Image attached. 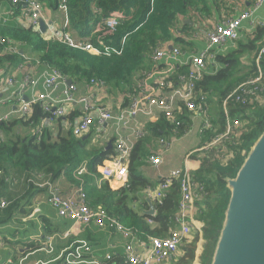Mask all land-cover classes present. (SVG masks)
Segmentation results:
<instances>
[{"label":"trees","instance_id":"obj_1","mask_svg":"<svg viewBox=\"0 0 264 264\" xmlns=\"http://www.w3.org/2000/svg\"><path fill=\"white\" fill-rule=\"evenodd\" d=\"M59 1L54 0L51 7L58 8ZM64 5L69 32L74 38L90 39L94 44L95 40L91 34L96 25L113 12L121 13L123 17L116 32L104 40L107 45L116 48H119L124 40L122 54L109 57L97 55L70 48L56 38H44L39 30L31 27H5L0 31V71L5 74L12 66L23 63V56H28L38 59L39 66L58 71L66 81L71 80L72 84L94 79L117 90L130 87L134 76L147 69L148 59L154 66L152 55L166 43L174 42L182 51H186L185 45L190 46L183 38L176 37L173 31L178 27L179 18L185 16L187 9L193 5L192 0H65ZM187 31L188 26L182 25L180 33L185 34ZM247 38L245 42H237L236 48L226 55H215L213 63L208 66L211 69H214V65L220 67L206 71L195 84L197 102L204 98L207 112L211 103H214L216 108L219 105L217 113L210 117L212 127L200 134L198 148L209 145L225 131L222 104L230 93L244 85V90L250 91L253 96L247 97L244 104L234 98H229L227 102L229 116L239 119L241 123L240 128L236 130L239 135L232 134L228 140L224 139L217 146L197 154L200 155L202 164L192 173L196 195L193 217L202 224V228L200 233L194 230L182 242L170 264H193L200 240L202 252L198 260L200 264L211 263L230 196L226 181L236 176L250 148L264 130V94L247 85L256 71L254 62L259 56L258 67L263 74L261 85L264 86V52L260 54L264 47V26L254 27ZM244 54L249 64L245 65L242 62L244 58L240 59ZM188 72V66H178L169 79L173 87H177L179 77ZM163 92L169 93L170 89L164 88ZM237 94L243 96L241 91ZM136 95L137 93L125 95L123 108H128L131 98ZM53 119L52 111H45L42 104L36 103L31 106L29 114L25 117L0 122V171L4 174L0 180V198L12 199L9 184L16 181L5 183V177L9 176L18 180L23 177L25 181H33L34 178L36 182L45 179L52 183L61 176L73 179V173L86 163L88 173L99 177L97 167L102 166V162L112 154V149L104 150V147L92 143L90 132L89 138L83 139L74 137L70 129L64 130L60 127L56 131L51 130L52 127L45 124ZM173 119L174 122H171L161 113L158 121L147 125L137 138L127 158L128 183L125 188L113 191L106 181L102 182L99 189L96 185L88 188L92 178L82 177L83 188L89 190L88 196L86 193L88 205L101 207L108 215L136 231L139 238H165L177 226L175 218L181 193L178 179H172L161 201L157 202L147 195H143L144 198L141 196V193H146L156 186L140 171V167L147 163L149 157L156 155L148 152L147 142L150 139L155 143L171 144L172 140L184 136L192 127L193 115L182 103H179L174 111ZM66 120L70 121L71 118ZM59 123L60 121L57 122ZM21 128L27 129L28 133H20ZM224 149L227 152H224ZM111 158L112 156L109 159ZM39 177L41 179L37 180ZM147 200H150L155 215L145 214L149 207ZM137 201L141 202L143 210L135 211L133 205ZM19 203L20 201L16 200L6 208L0 209V228L12 222L16 213L24 217L31 212L30 205L27 204L28 199L22 202L23 205ZM149 221L153 225H150ZM44 229L48 234H52L57 232L58 227L44 224ZM3 238L7 247L28 248L35 243L27 239L25 242H15ZM88 239H92L90 234ZM36 248L31 246L30 250Z\"/></svg>","mask_w":264,"mask_h":264},{"label":"built area","instance_id":"obj_2","mask_svg":"<svg viewBox=\"0 0 264 264\" xmlns=\"http://www.w3.org/2000/svg\"><path fill=\"white\" fill-rule=\"evenodd\" d=\"M13 6H22L24 10L22 14L29 19V27L38 30L39 22L41 20L42 4L38 0H10ZM65 0H60L58 9L64 13L65 23L62 29L52 32L51 37L56 38L58 41L63 42L68 47L73 49H79L94 54H101L104 56L117 55L120 56L123 51V43L119 48H116L105 43L104 38L111 36L116 32L119 26L120 20L123 15L118 12H113L109 16L105 17L100 23H98L95 29L92 31L91 37H94L95 44L90 39L80 40L74 38L69 32V24L66 15V7L64 5ZM264 4V0H254L253 5L248 9L241 11L235 18L225 19L219 24H216L205 35V48L204 50L187 59L183 65L189 67L188 74L179 77V85L173 87L171 81H169L173 69L170 64L162 69H156L154 72L159 74L155 79L154 90L152 93L140 97V93L131 98V103L128 108L121 110L117 115H114L110 109L104 106L94 105L90 103L86 98H81L79 101L82 103L83 111L79 118V121L72 126L71 133L74 137L80 138L87 134L91 126L97 125L104 126L110 120H117L118 122L125 121L128 117L136 116L138 113H149L152 107H156L161 113H164L166 118L171 122H174V111L178 108L179 103H182L185 108L192 113L194 117L201 119V125L199 128V134L209 130L212 127L210 122V115L207 112V105L204 98H200L197 102L195 95V84L199 81L202 75L207 71L206 63L214 61L215 53L214 48L223 47L227 44L228 40H236L239 37V30L243 20H250L251 26H264V17L256 18L257 12ZM13 15V11L10 12ZM254 29V28H253ZM2 43V42H0ZM264 52V47L261 49L260 54ZM259 54V55H260ZM180 50L178 48H172V50H166L158 48L152 55V61L158 64L161 60L165 62L177 63ZM25 62H32L39 65L38 59H34L28 56H23ZM259 56L254 62L256 71L247 85L254 87L260 94H264V86L261 85L263 80V74L258 67ZM181 64V65H182ZM154 72H149L148 76H152ZM39 78L35 79L31 76H26L20 81H17L14 75L4 76V73L0 71V86H5L10 89L8 99L14 103H18V109L16 113L19 117H25L29 114L31 106L36 103L42 104L45 111H52L54 118L63 117L66 115L67 108L70 107L73 102V92L76 89L75 84H66V79L63 78L58 71L52 68H45L38 72ZM42 79L47 91L44 94H36L32 100L24 101V91L27 87H35L37 82ZM89 83L93 86H103L102 81H96L91 79ZM66 85L64 90V97L62 99V106H58L59 101L53 97V93L61 85ZM164 88H169L170 92H163ZM238 91L243 93V96L237 94ZM253 96L250 91L244 90V85L240 86L237 90L230 93L222 104V115L225 120V131L220 134L212 143L207 146L198 148L194 153L198 154L207 150L208 148L217 146L224 139L228 140L232 134L239 135L236 131L240 128V121L237 118H231L226 108L229 98H234L235 101L242 104L245 103L247 97ZM177 102V107L174 108V104ZM95 114V117L93 116ZM8 118H0V122L7 120ZM52 121H46L50 124ZM141 133L137 132L136 137H140ZM163 148H169L170 143L159 142ZM116 155L109 159V167L103 166L101 168V179L106 181L109 188L113 191L125 188L128 183L127 172V158L130 152L128 145L118 140L115 145ZM227 152L226 149L223 150ZM193 152L186 155V160L192 157ZM231 156V154H228ZM149 162L153 165L160 164V157L158 155H152L149 157ZM202 164V161H201ZM80 173L83 172V168L78 169ZM197 171V170H195ZM190 169H178L170 172L168 176L160 177L161 182L152 189L148 190L147 196L160 202L164 192L168 189L172 179H178L180 186V200L178 206V214L175 218L177 226L171 233L165 237L147 236L143 239L138 237L136 231L130 227L124 225L116 218L108 215L107 212L101 207H91L87 203V196L82 187L76 190V195L65 198L59 191L58 187L52 183L42 184L47 190V203L53 207L56 214L60 218L67 219L73 222L75 225H90L94 224L101 230H108L122 236L126 239L123 245V252L121 256H117L116 253L107 254L102 258L96 257L92 247L86 240H72L68 245L63 247L56 257L52 260L56 264H170V260L176 257L178 248L184 242L186 238L193 233V231L201 232L202 224L194 219V205H195V192L194 183L192 180V173L195 172ZM4 176L0 171V180ZM7 180V179H6ZM13 181H16L15 179ZM30 181V180H29ZM11 202L5 198H0V209L6 208ZM38 212L37 209H33L29 215L22 218V222L29 221L35 217ZM155 212L153 211V214ZM150 225H153L149 221ZM68 233L66 234V236ZM38 240V237H32V241ZM18 253L14 256H10L3 264H48L49 262L37 260L30 262L28 260L29 248H23L22 251L17 249ZM35 250L44 251L46 253H53V247L49 242L42 241L40 246ZM33 250V251H35ZM115 257H120L118 262H115Z\"/></svg>","mask_w":264,"mask_h":264},{"label":"crops","instance_id":"obj_3","mask_svg":"<svg viewBox=\"0 0 264 264\" xmlns=\"http://www.w3.org/2000/svg\"><path fill=\"white\" fill-rule=\"evenodd\" d=\"M42 5L41 12V20L46 24V32L43 34L44 38L51 37L52 32H56L62 29V26L65 23V16L62 11H60L57 7H51V4L54 3V0H38ZM193 5L187 9V13L185 16H181L179 18L180 22L178 27L173 31L176 37H181L185 42L190 44L189 47L186 45V51L180 50V55L178 56L177 63L173 62H165V60H161L158 64L152 66L151 60L147 61V69L145 71H141L140 74L136 75V78L132 79V85L130 87H123L122 89L114 90L106 85L96 87L91 85L89 82L80 81L76 83V89L73 92V102L70 107L67 108L66 115L68 118L59 117L54 118L50 124H45L49 127H52L51 130L56 131L57 128H62L64 130L72 129L82 115L83 106L80 103L81 98H86L90 103L94 105L107 107L112 111L114 115H117L118 112L124 110V97L125 95H131L132 93H140V97H144L154 90L155 79L159 75L154 71L156 69H162L166 67L168 64L172 66L173 73L178 68V66H184V63L187 59H189L192 55L195 56L201 53L205 48V35L208 31H210L216 24H219L225 19L235 18L241 11L248 10L252 5L254 0H192ZM59 3V2H58ZM264 5V4H263ZM263 6L261 7V9ZM260 9V10H261ZM24 7L19 8V6H13L10 0H0V31L5 27L8 29H14L17 27H29V19L22 14ZM259 10V11H260ZM13 11V15H10V12ZM257 12V14L259 13ZM256 14V18H259ZM264 17V16H263ZM182 25L188 26V31L185 34L180 33V29ZM254 26H251L250 20H243L239 30V37L236 40H228L227 44L223 47L214 48V53L216 56L218 54L226 55V52H230L234 48H236L237 42H245L248 38L247 35L251 34ZM71 33V32H70ZM72 35V34H71ZM73 36V35H72ZM74 37V36H73ZM88 40V39H87ZM173 44V45H172ZM192 44H197L201 46V49L198 50L193 47ZM171 47V49H170ZM172 48H178L174 42H168L166 45H163L161 49L172 50ZM190 50V51H188ZM246 54L242 55L240 59L244 58L242 62L246 65L249 64L248 59H246ZM213 62L209 61L206 63L207 72L213 71L220 66L214 65V69H211L208 64H212ZM182 64V65H181ZM243 65V66H245ZM213 68V67H212ZM45 67L39 66L34 62H25L18 63L12 66L4 76L14 75L17 81L22 80L26 76L34 77L35 79L39 78L38 72H40ZM149 72H154L152 76H148ZM94 80V79H93ZM98 81V80H96ZM66 85H61L58 89L53 93V97L59 101L58 106H62V99L64 97V90ZM47 89L44 86V81L40 79L37 82L35 87H27L24 91V98L27 100H32L35 98L36 94H44ZM10 94V89L5 86H0V118L7 117L16 118L14 115L19 114L16 113L19 104L14 103L8 99ZM177 102L174 104V108L177 107ZM217 109L216 107H214ZM161 112L158 108L152 107L149 113H138L136 116L128 117L123 122H118L117 120H110L104 126H91L90 133L92 135V143H97L99 146L104 147V150L112 149V154L106 158L102 163V166H98L97 172L98 176L90 175L87 171L86 163L82 164L83 172L75 171L73 173L72 178L70 179L66 176L59 177L56 181L52 182V184L58 187L59 193L65 197H72L76 195V190L80 187L83 188L81 183H83L82 177L87 176V178H92L91 182L88 184V188L96 185V188L99 189L104 180L101 179V168L103 166L109 167V158L116 155L115 145L118 140L124 141L129 149L131 150L137 141L136 133H142L147 125L153 124L158 121L160 118ZM95 117V114L93 115ZM67 121L66 119H70ZM60 121L59 124L57 122ZM195 125L182 137L174 139L171 141L169 148H161L159 143H155L150 139L148 141V152L156 153L160 157V164L153 165L147 161V163L140 167L141 174L148 180H150L155 186L159 183V178L163 176H168L171 171L188 168L192 171L198 170L201 166V157L194 153L200 146V134L199 128L201 125V119L199 117H194ZM85 134L80 137L83 138L88 136L90 133ZM87 138V139H88ZM199 144V146H198ZM193 152L192 157L189 160H186V155ZM11 177L12 179H8ZM5 177V183L16 180V183L9 184V191L12 192V199L10 202H14L16 200L20 201V205H23V201L28 199V205L31 209H37L38 212L35 214V221L39 227L38 240L31 246H40V242L45 241L49 242L53 247V253H46L40 250H24L29 251L28 260L30 262L41 260L45 262H49L48 264H56L52 262V260L56 257L58 252L68 245L72 240H86L92 250L94 251V255L96 257L102 258L107 254L116 253L117 256H121L123 252V245L126 242L122 236L115 234L114 232L108 230H101L96 227L94 224H90L87 226L84 225H75L73 222L60 218L57 216L56 211L47 203V190L42 184H46L45 179H41L39 177L36 180L33 178V181L29 179L24 180L22 177L20 180L15 178L14 176ZM7 179V180H6ZM22 183V184H20ZM50 184V183H49ZM20 187L22 189L17 188ZM88 188L85 189V193L89 192ZM143 195H147V193H141ZM88 196V193H87ZM4 198V197H1ZM7 199V198H5ZM133 208L135 211L143 210L141 209V202L137 201L134 203ZM149 209V207H148ZM30 214V213H29ZM28 214V215H29ZM17 218L21 219L26 217H21L19 213L15 214ZM12 220L13 221H15ZM25 223V231L22 235V239L25 242L31 234L26 235V232H32V227H27L28 223ZM44 224H49L52 227H58L57 232H53L52 234H48L44 229ZM6 225L5 227H7ZM5 227L0 228V264H3L5 260H7L10 256L16 255L19 251H22L24 247L16 246V247H7L4 243V238L13 240L11 237L10 228L7 230H3ZM68 235L66 236V234ZM89 234L92 236V239L89 240ZM24 236V237H23ZM21 245V244H19ZM49 256V259H42L39 255ZM38 255V257H37ZM121 258L115 257V262H118Z\"/></svg>","mask_w":264,"mask_h":264},{"label":"water","instance_id":"obj_4","mask_svg":"<svg viewBox=\"0 0 264 264\" xmlns=\"http://www.w3.org/2000/svg\"><path fill=\"white\" fill-rule=\"evenodd\" d=\"M38 28L46 32L44 21ZM226 187L230 196L210 264H264V130ZM147 202L145 214L151 216L153 207Z\"/></svg>","mask_w":264,"mask_h":264},{"label":"rangeland","instance_id":"obj_5","mask_svg":"<svg viewBox=\"0 0 264 264\" xmlns=\"http://www.w3.org/2000/svg\"><path fill=\"white\" fill-rule=\"evenodd\" d=\"M43 5V4H42ZM43 7H44V5H43ZM257 16L259 17V18H263V16H264V5H263V8L259 11V13L257 14ZM193 45V47L195 48H197L198 50H200L201 49V46H198L197 44H192ZM195 48V49H196ZM188 51H190V50H188ZM226 53H229V52H226ZM134 78H136V76H134ZM215 107V104L214 103H211L210 104V106H208V113H209V115L211 116V117H214V115H215V113H217L216 111H217V109H219V105H218V107H217V109H215L214 108ZM14 117H17V115H14ZM196 124V122H194V121H192V127H193V125H195ZM191 127V128H192ZM19 132L21 133V132H23V133H28V130L27 129H24V128H21L20 130H19ZM198 146H199V144H198ZM161 148H163L162 146H161ZM81 185H82V183H81ZM17 188L19 189L20 187H18L17 186ZM21 189V188H20ZM21 192H22V189H21ZM53 208V207H52ZM33 210V209H32ZM32 212V211H31ZM30 212V213H31ZM36 216V215H35ZM27 223H28V226L27 227H32L33 228V231L32 232H26V235H28V234H31V236H29L28 238L30 239V237H39L40 236V234H39V227H38V224H37V222L35 221V217L33 218V219H31V220H29V221H27ZM26 224L25 223H23L22 224V221H20V219H18V220H15V221H13V222H10L9 224H8V226L7 227H5V226H3V227H5L3 230H7V229H9L10 228V232H11V237H13L14 239H13V241H15V242H19V241H21V240H23L22 239V235L24 234V231L26 230L25 229V226ZM24 237V236H23ZM29 239H27L28 241H29ZM201 244H202V240H200L199 242H198V244H197V250H196V255H197V257H196V259H195V261L193 262V264H200V262H199V260H198V256L201 254ZM39 255V254H38ZM38 255H37V257H38ZM40 256V258H42V259H49V256H46V255H39Z\"/></svg>","mask_w":264,"mask_h":264}]
</instances>
